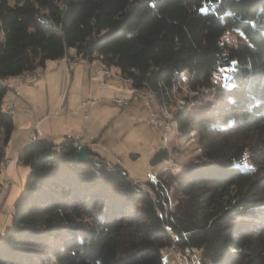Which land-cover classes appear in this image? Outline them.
I'll return each instance as SVG.
<instances>
[{
    "label": "trees",
    "instance_id": "1",
    "mask_svg": "<svg viewBox=\"0 0 264 264\" xmlns=\"http://www.w3.org/2000/svg\"><path fill=\"white\" fill-rule=\"evenodd\" d=\"M76 54L153 92L163 131L172 119L197 131L201 154L144 188L93 149L74 160L73 136L31 140L0 264H165L166 247L200 250L201 264H264V0H0V174L9 79ZM164 143L153 165L179 155Z\"/></svg>",
    "mask_w": 264,
    "mask_h": 264
},
{
    "label": "rangeland",
    "instance_id": "2",
    "mask_svg": "<svg viewBox=\"0 0 264 264\" xmlns=\"http://www.w3.org/2000/svg\"><path fill=\"white\" fill-rule=\"evenodd\" d=\"M239 36H241L240 31L229 30L225 33L224 38L228 43L234 44L238 41ZM49 62L51 63L48 64L47 69L38 68L31 79L29 78L32 75L22 74L11 77L8 81L11 88L8 89L4 98V104L9 103L6 107L7 110L11 107L14 108L12 114L15 126L6 148L5 163L9 165V170H12L8 174L12 183L8 185L4 196L0 199V234L5 225L10 224L14 202L23 189V187L21 189V175L23 176L22 183L25 184L29 173V167L17 158L19 150H21L27 133L35 132L36 119L43 115H46L48 119L43 121L41 127L45 129L53 126L55 141L61 140L65 134H70L71 131H75V134H70L71 136L84 135L85 140L99 156L108 160H118L128 169L132 177L145 180L142 182L135 180L138 186L144 188H147V181L151 173L153 178L158 180L159 171L167 170L174 173L186 164L195 163L201 154L197 131L194 130L189 134L178 131L175 119L170 121L172 128L166 132L163 131L166 127V119L162 115V107L153 92H146L149 99L147 101L141 97H134L135 89L117 74L106 79V85L102 87L97 71L104 65L99 59L87 60L77 67L76 70L81 68L84 70L79 73L74 86L71 79L72 72L66 64V60L56 64L53 60H49ZM110 68L113 72H118L116 66L113 65ZM41 72L47 75V85L43 78L42 83L37 80L36 76ZM218 76L219 74L216 77ZM14 81H19V84L12 85ZM22 84L31 86L30 96L24 90L21 94L18 90H16L17 94L14 92L15 88L21 90ZM174 96L179 102L184 103V100L177 97L175 92ZM17 97L26 102L25 111H22L20 106L14 102ZM95 97L97 98L95 104H86L79 108L82 100ZM116 97L133 99V103L129 109L120 107L113 101V98ZM73 110L79 114H70L69 112ZM170 111L172 112L171 109ZM18 113H21L23 118H20ZM152 120H156L158 129L153 127ZM26 121H32L33 126L25 128ZM84 127H86L85 134ZM67 129L70 132H66ZM164 133L167 137H164ZM167 138L168 145L166 146L180 148L179 155L158 165H153L151 163L153 154L163 145L165 146L163 140L167 142ZM10 158L13 160H9ZM4 173L2 171L0 174V182ZM142 183L144 184L142 185ZM173 192L174 189H171L167 191V195L171 201H176L172 197ZM163 259L165 264H201L200 250L196 249L181 251L178 248L166 247L163 249Z\"/></svg>",
    "mask_w": 264,
    "mask_h": 264
},
{
    "label": "crops",
    "instance_id": "3",
    "mask_svg": "<svg viewBox=\"0 0 264 264\" xmlns=\"http://www.w3.org/2000/svg\"><path fill=\"white\" fill-rule=\"evenodd\" d=\"M65 59L62 57V58H60V59H55V60H53V62H55V64L57 63V62H62V61H64ZM88 59H85V58H83V61H81V62H79L76 66H74L73 68H72V70H71V72H72V74H71V79H72V84H73V86L77 83V79H78V76H79V73H82L83 72V70H84V68H81L80 70H76L77 69V67L79 66V65H81L82 64V62H86ZM88 61H92V60H88ZM52 62V63H53ZM49 63H51V62H49V60L46 62V66L45 67H43V69H47L48 68V64ZM66 64H67V62H66ZM36 71V70H35ZM35 71L33 72V73H31V77L29 78V79H31L32 77H33V74L35 73ZM65 73V72H64ZM36 77H38V81H40L41 83H42V78L45 80V82H46V85H47V75H45L44 73H42L41 72V74H37V76ZM40 77V78H39ZM10 81V80H9ZM11 84V83H10ZM18 85L19 84V81H14L13 83H12V85ZM31 85H35V84H32V83H30ZM15 85V86H16ZM11 86V85H10ZM26 86H28V87H26ZM102 86V85H101ZM102 87H104V86H102ZM11 88V87H10ZM30 89H31V86H29V84H22L21 85V90H19L18 88H15V90H14V92L17 94V92H16V90H18L19 92H20V94H21V92H22V90H24L27 94H28V96H30V94H31V91H30ZM13 92V93H14ZM7 93H8V91H7ZM7 93H6V95H7ZM6 95H5V97H6ZM15 95V94H14ZM19 96V95H18ZM16 97V96H15ZM28 98H30V97H28ZM83 101V100H82ZM14 102L16 103V104H18L19 106H20V108L22 109V111H25V108H27V105H26V102H24L23 100H21L19 97H17V98H15L14 99ZM28 102V101H27ZM95 104V103H94ZM5 105V104H4ZM7 105H9V103H7L6 105H5V107H7ZM82 105H84V104H82V102L80 103V105H79V108L80 107H82ZM89 105H92V104H89ZM9 110V109H8ZM70 114H72V113H77V112H74V110L72 111V112H69ZM68 113V114H69ZM77 114H79V113H77ZM18 115H20V118H23V116H22V114L21 113H18ZM85 117H86V114H85ZM46 119H48V117L46 116V115H43L41 118H39V119H36V123L34 124V129H35V132H33V134H32V131L30 132V133H27V135L25 136V138H24V141H23V143H22V145H21V149L27 144V143H29L30 141H31V136H33L34 134H37V137H45V138H47V139H49V140H51V141H53L54 143H56V144H59V143H62L63 141H64V139L66 138V137H68V136H71L70 134H75V131H68V129L67 130H65L66 132H70V134H65L63 137H62V139L61 140H59V141H55L54 140V129H53V126H51L50 128H45V129H42V127H41V125H42V123H43V121H45ZM42 120V121H41ZM41 121V122H40ZM40 122V123H39ZM26 127L25 128H30L31 126H33V123H32V121H26V125H25ZM83 129H85L84 130V134L86 133V127H84ZM81 137V139L86 143L87 141L85 140V138H84V135H82V136H80ZM88 143V142H87ZM89 145V144H88ZM23 146V147H22ZM89 147H90V145H89ZM91 148V147H90ZM92 149V148H91ZM21 150H19V152H20ZM10 159H12L13 160V158H10ZM158 165V164H157ZM11 171L12 170H9V165H8V167H7V173L9 174V173H11ZM133 178H135V177H133ZM23 182V176L21 175V189H22V187H23V185H24V183H22ZM1 204V203H0Z\"/></svg>",
    "mask_w": 264,
    "mask_h": 264
},
{
    "label": "built area",
    "instance_id": "4",
    "mask_svg": "<svg viewBox=\"0 0 264 264\" xmlns=\"http://www.w3.org/2000/svg\"><path fill=\"white\" fill-rule=\"evenodd\" d=\"M82 59H83V57L78 56L77 54L76 55H67L66 56V62H67L68 67L70 68V71L72 70V68L74 66H76L79 62H81ZM97 74H98V76L101 79V85L102 86H105L106 85V79H108L110 77H113V76L103 75L101 69H99L97 71ZM24 79H26V77H24ZM134 97H141V98H143V99H145L147 101V96L145 94L144 88H137V89H135V95H134ZM113 101L116 104H118L120 107L128 108V109L131 107V105L133 103V99L120 98V97L113 98ZM96 102H97V98L95 97V98H91V99H87V100L82 101V104H84V105H86V104H94ZM10 112H13L14 113V108L13 107L10 108ZM151 123H152V125H153L154 128L158 129V126L156 124V120H152ZM73 137L75 138V140L73 142V145L76 148H79L84 143V141L81 139L80 136H73ZM36 138H37V134H34L32 136V138H31V140H34ZM9 160H11V159H9ZM7 166H8V164L6 163L5 188L4 189H0V199L4 196L5 191L7 190L8 185H10L12 183V181H11V179L8 176V173H7ZM134 180L145 181V180H142V179H139V178H134ZM155 180L156 179L153 178L152 173H151L148 181H155Z\"/></svg>",
    "mask_w": 264,
    "mask_h": 264
},
{
    "label": "water",
    "instance_id": "5",
    "mask_svg": "<svg viewBox=\"0 0 264 264\" xmlns=\"http://www.w3.org/2000/svg\"><path fill=\"white\" fill-rule=\"evenodd\" d=\"M90 147L87 143H83L79 148L75 149L72 153V158L76 161L86 162L92 160V154L90 152ZM96 162L102 163L103 160L100 158L95 159Z\"/></svg>",
    "mask_w": 264,
    "mask_h": 264
},
{
    "label": "bare ground",
    "instance_id": "6",
    "mask_svg": "<svg viewBox=\"0 0 264 264\" xmlns=\"http://www.w3.org/2000/svg\"><path fill=\"white\" fill-rule=\"evenodd\" d=\"M101 71H102L103 75H106V76H112L113 75L112 71L109 68H102ZM25 75L29 76L31 74L27 73ZM8 112L9 113H13V112H10V109L8 110ZM164 113H165L166 116H168L167 109L164 110ZM2 170L5 173H4V175H3L2 179H1V182H0V189H4L5 188V176H6V163L5 162H4L3 166H2ZM140 182H142V181H140ZM142 185H143V183H142Z\"/></svg>",
    "mask_w": 264,
    "mask_h": 264
}]
</instances>
